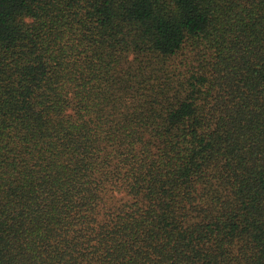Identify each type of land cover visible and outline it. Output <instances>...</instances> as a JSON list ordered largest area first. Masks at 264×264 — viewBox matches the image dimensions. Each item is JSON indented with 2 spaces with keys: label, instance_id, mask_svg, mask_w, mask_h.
I'll return each instance as SVG.
<instances>
[{
  "label": "trees",
  "instance_id": "16d2710c",
  "mask_svg": "<svg viewBox=\"0 0 264 264\" xmlns=\"http://www.w3.org/2000/svg\"><path fill=\"white\" fill-rule=\"evenodd\" d=\"M0 264H264V0H0Z\"/></svg>",
  "mask_w": 264,
  "mask_h": 264
}]
</instances>
